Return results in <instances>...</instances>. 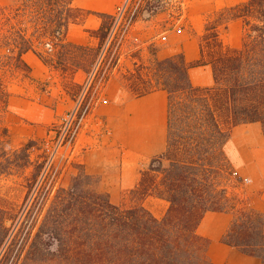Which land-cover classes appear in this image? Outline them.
I'll return each mask as SVG.
<instances>
[{"label":"trees","instance_id":"1","mask_svg":"<svg viewBox=\"0 0 264 264\" xmlns=\"http://www.w3.org/2000/svg\"><path fill=\"white\" fill-rule=\"evenodd\" d=\"M72 1L0 0V119L7 85L29 78L27 52L62 74L83 70L89 79L94 73L87 95L109 79L107 70L96 73L113 16L98 14L102 23L90 32L96 47L76 45L66 39L67 29L85 12ZM214 16L196 37L200 57L192 65L182 53L158 60L152 52L148 64L135 63L122 75L133 97L158 89L167 95L165 149L131 190L139 196L136 206L113 204L98 189V178L74 162L69 184L54 188V166L35 154L41 148L33 141L10 148L0 126V176L21 172L26 190L19 217L0 206V264H212L208 241L196 233L206 212L232 214L222 242L264 264V214L240 196L242 179L225 152L233 126L257 123L264 137V0H246ZM236 18L244 33L240 47L231 48L220 28ZM204 65L212 86H193L189 68ZM84 85L70 84L73 100ZM147 196L167 201L162 218L142 206Z\"/></svg>","mask_w":264,"mask_h":264},{"label":"crops","instance_id":"2","mask_svg":"<svg viewBox=\"0 0 264 264\" xmlns=\"http://www.w3.org/2000/svg\"><path fill=\"white\" fill-rule=\"evenodd\" d=\"M125 1L73 0L72 5L85 14L81 22L69 24L66 39L76 45L96 47L98 38L90 32L96 31L102 23L98 14L113 16ZM244 2L246 0H196L191 7L198 9V13L190 16L195 37L203 32L205 16ZM223 27L234 30L238 37V43L231 48L240 47L244 33L242 20L231 19ZM137 34L143 44L155 35L145 27H141ZM167 39L165 48L152 45L158 60L177 53H182L189 65L199 59L196 38H181L169 32ZM152 57L150 52L145 54L143 49H137L130 56L128 71H132L135 63L148 64ZM23 59L30 68L29 78H20L7 85L8 103L0 119V126L7 130L5 138L12 149H19L28 141L37 144L44 139L50 126L75 104L69 94L70 84L83 85L88 78V73L83 70L62 74L49 68L32 52L24 54ZM121 72L114 68L101 88L84 132L75 145L77 155L74 163L81 165L86 174L98 177V189L109 197L134 190L150 160L160 155L166 145V92L158 89L137 98L129 91L125 95ZM188 73L193 86L210 87L213 84L211 69L207 65L192 66ZM31 84L43 85V95L33 93ZM99 121L108 123L106 130L92 131L98 127ZM250 169L261 177L258 161H251ZM259 178H253L254 189L248 205L264 214V180ZM113 204L120 206L118 202ZM141 204L158 219L165 215L168 207L167 201L153 196H147ZM232 218L228 212H206L202 217L196 233L208 241V260L212 264H263L222 242Z\"/></svg>","mask_w":264,"mask_h":264},{"label":"rangeland","instance_id":"3","mask_svg":"<svg viewBox=\"0 0 264 264\" xmlns=\"http://www.w3.org/2000/svg\"><path fill=\"white\" fill-rule=\"evenodd\" d=\"M195 1L126 0L120 13L117 12L113 15L116 19L114 18L108 22V34L103 43L101 58H99L100 65L96 75H99L105 70L112 75L115 62L118 70H122L121 73H127L131 66L129 63L131 54L139 48L143 49L145 54L148 52L152 53L154 51L152 45H156L155 47L157 48H165L169 32H173L181 38L192 37L195 39V33L190 22V16L198 13V9L191 7ZM214 17V14L205 16L203 23L208 19H214ZM141 27H145L151 33L155 34L154 37L150 38L144 44L140 42V36L137 34ZM220 36L222 41L230 47H234L238 43V37H236L235 31L232 29L228 30L225 27H221ZM121 83L123 92L126 95L128 93L127 86L125 85L126 81L122 79ZM30 87H32L33 93L43 95L45 89L43 85L31 84ZM87 118L75 142L71 146L61 147L59 154L54 159L53 166L56 170L57 177L51 184L54 188L66 187L72 175L76 172L75 166L73 167V164L71 165L70 163H73L76 158L75 145L79 135L84 132ZM107 126V122L99 121L98 127L93 128L92 131L98 130L101 132V130H106ZM48 133L44 139L36 144L39 148L45 142L49 141ZM35 154H41V150L35 151ZM226 156L237 175L242 179L241 185L238 187L240 196L242 199L248 200L253 194V178H259L250 169L251 161H258V168L261 175L259 179L264 180V137L260 126L258 124L233 126L230 130V140L226 144ZM25 172L29 174L30 171ZM46 182L47 184L50 183L49 180ZM25 191L21 172L16 171L12 175L0 176V206L8 210L9 214L19 217ZM110 200L113 203H120L121 207L128 208L136 206L139 203V196L130 191L121 196H112ZM247 206L249 207V205Z\"/></svg>","mask_w":264,"mask_h":264},{"label":"built area","instance_id":"4","mask_svg":"<svg viewBox=\"0 0 264 264\" xmlns=\"http://www.w3.org/2000/svg\"><path fill=\"white\" fill-rule=\"evenodd\" d=\"M121 8L122 7L118 9V13H120ZM114 18L116 19V17L113 16V19ZM93 75L94 73L85 81L82 92H80L76 100H74V106L68 110L58 122L54 123L49 130V141L45 142L40 149L41 153L46 157L47 166L53 165L54 159L59 154L61 147L71 146L75 142L86 118L95 105L102 86L99 84L100 81L96 82L93 84L92 93L87 95Z\"/></svg>","mask_w":264,"mask_h":264}]
</instances>
